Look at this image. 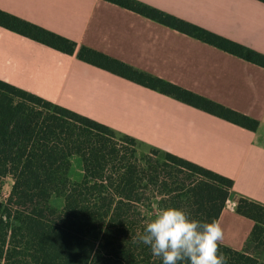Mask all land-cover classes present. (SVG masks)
<instances>
[{"label":"trees","instance_id":"1","mask_svg":"<svg viewBox=\"0 0 264 264\" xmlns=\"http://www.w3.org/2000/svg\"><path fill=\"white\" fill-rule=\"evenodd\" d=\"M112 1L264 67V53L241 42L140 0ZM0 25L250 130L259 125L3 9ZM75 155L78 180L69 175ZM6 176L12 183L0 199V264H162L137 240L154 201L217 222L233 185L229 176L0 79V191ZM53 194L63 197L61 207L50 203ZM234 202L253 226L242 248L218 242L219 250L227 264H264V204L241 194Z\"/></svg>","mask_w":264,"mask_h":264},{"label":"crops","instance_id":"2","mask_svg":"<svg viewBox=\"0 0 264 264\" xmlns=\"http://www.w3.org/2000/svg\"><path fill=\"white\" fill-rule=\"evenodd\" d=\"M264 53L260 0H140ZM0 9L259 120L250 130L0 25V79L233 179L217 222L242 248L264 204V67L112 0H0Z\"/></svg>","mask_w":264,"mask_h":264},{"label":"clouds","instance_id":"3","mask_svg":"<svg viewBox=\"0 0 264 264\" xmlns=\"http://www.w3.org/2000/svg\"><path fill=\"white\" fill-rule=\"evenodd\" d=\"M154 204L137 240L149 246L162 264H227V257L219 250L223 229L218 222L192 219L184 210L162 206L159 200Z\"/></svg>","mask_w":264,"mask_h":264},{"label":"rangeland","instance_id":"4","mask_svg":"<svg viewBox=\"0 0 264 264\" xmlns=\"http://www.w3.org/2000/svg\"><path fill=\"white\" fill-rule=\"evenodd\" d=\"M147 149L148 147L146 145H140L141 152H144ZM69 175L72 179H76V180L82 177V163L79 156L75 155L72 157V164ZM11 183H12V178L10 176H6L0 191V199H3L7 196ZM50 203L54 206L61 207V205L63 204V197L53 194L50 198Z\"/></svg>","mask_w":264,"mask_h":264}]
</instances>
